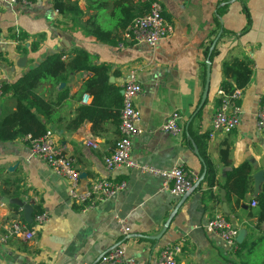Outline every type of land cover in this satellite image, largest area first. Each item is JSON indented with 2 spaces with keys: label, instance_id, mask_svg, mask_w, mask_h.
I'll return each mask as SVG.
<instances>
[{
  "label": "crops",
  "instance_id": "1",
  "mask_svg": "<svg viewBox=\"0 0 264 264\" xmlns=\"http://www.w3.org/2000/svg\"><path fill=\"white\" fill-rule=\"evenodd\" d=\"M116 1L78 0L84 11L79 26L93 20L111 31L117 43L106 44L85 35L79 26L70 31V18H62L53 9L52 0L14 5L0 0V38L4 41L0 48V85L14 84L49 54L74 48L87 51L92 65L108 67L109 84L119 90V100L113 93L105 94L93 120H85L76 130L69 126L78 109L92 108L95 102L94 94L85 92L94 77L92 72L72 73L66 83L56 87L42 82L36 94L53 103L61 92H68L48 120L42 119L53 132L58 148L75 160L81 189L99 179L127 182V189L113 199L85 209L70 201L67 180L33 156L28 143L0 141V264H97L121 243L126 244L128 256L137 264H153L161 249L182 239L185 245L177 264H264V220L259 223L257 201L263 182L256 186L254 180L255 174L264 172V137L257 129V112L264 98V0H156L173 32L154 48L132 42H125L123 47L118 44L123 35V15ZM20 35H24L23 40H19ZM37 40L40 47L32 51L31 45ZM20 58H26L23 67L17 65ZM236 59L250 62L251 80L239 101V127L207 140L206 153L216 167L217 181L210 188L191 132L197 137L210 134L218 109L217 93L224 81L223 66ZM208 63L211 74L207 101L196 113L206 85L201 81L203 65L207 78ZM131 73L143 88L135 103L142 115L143 133L133 142V157L163 170L182 166L199 177L160 240L153 237L162 233L181 198L162 192L163 180L159 177L126 168L108 171L104 163L120 137L123 87ZM15 110L12 94L0 98V118ZM174 112L182 117L183 132L177 136L161 130ZM87 141H94L97 148L88 146ZM224 149L229 151L228 165L222 159ZM246 163L253 169V191L238 205L233 194L228 201L223 186L234 169ZM224 203L230 223L243 236L237 251L205 230L214 216L226 215ZM36 210L48 216L38 227L34 223ZM116 216L126 219L131 229L126 241L119 234ZM15 222L29 229L34 225V240L13 236L2 242Z\"/></svg>",
  "mask_w": 264,
  "mask_h": 264
},
{
  "label": "built area",
  "instance_id": "2",
  "mask_svg": "<svg viewBox=\"0 0 264 264\" xmlns=\"http://www.w3.org/2000/svg\"><path fill=\"white\" fill-rule=\"evenodd\" d=\"M8 4L22 3L23 0H5ZM173 27L163 17V9L158 1L151 4L150 12L133 21L128 31L123 34V47L125 42H132L135 45H146L150 48L156 47L163 39L171 35ZM4 41L0 38V48ZM143 93L142 86L136 81L135 74L131 73L130 80L123 87V104L121 110V122L119 126V140L116 143L113 153L105 157L104 163L108 171L119 168L139 172L142 175H151L163 180L162 192H168L176 198H182L191 193L199 181V177L193 172L175 166L170 170H163L148 164L141 163L132 155L133 142L143 133L141 128V112L136 107V99ZM3 91L0 85V98ZM221 104L213 116L211 122L210 138L216 134H230L237 129L241 121L242 108L239 104L243 96V90H236L228 95L220 88L217 93ZM182 117L174 112L162 127V132L177 136L183 132L181 125ZM257 129L264 137V98L261 100L257 112ZM30 151L33 156L38 157L53 169L57 176L62 177L69 183V198L72 203L83 206L85 209L94 207L99 201L113 199L119 193L127 189V182H114L110 179H99L92 182L87 188L79 186L80 173L75 166V160L65 155L57 146L54 134L48 130L42 137L31 139L27 137ZM87 145L97 148L94 141H87ZM256 204L254 203V206ZM48 216L45 213L37 215L34 219L35 227L44 224ZM119 226V234L126 241L131 233L127 220L116 216ZM35 227L29 229L25 224L15 222L1 238L2 242L10 237H22L25 240L33 241L36 236ZM205 230L221 239L234 251L239 249L237 242L238 230L223 214H217L205 225ZM185 245L184 239L175 244L168 245L161 249L153 264H177L179 256ZM97 264H137L135 258L128 256L125 243L104 254Z\"/></svg>",
  "mask_w": 264,
  "mask_h": 264
},
{
  "label": "trees",
  "instance_id": "3",
  "mask_svg": "<svg viewBox=\"0 0 264 264\" xmlns=\"http://www.w3.org/2000/svg\"><path fill=\"white\" fill-rule=\"evenodd\" d=\"M156 0H117L115 6L122 13L121 26L123 34L128 31L133 21L139 17L147 15L151 10V4ZM26 4H34L37 0H23ZM53 9L58 12L62 18H70L67 23H72L70 31L78 30L79 19L84 16V11L80 8L78 0H52ZM65 22V21H64ZM66 23V22H65ZM87 36L94 38L106 44H116L117 39L112 36L111 31H106L96 24L93 20L88 24L79 26ZM2 31L0 30V37ZM16 36V35H15ZM19 40L24 39V35L19 36ZM17 38V37H15ZM43 36L40 37V40ZM40 40L32 43V51H36L40 47ZM123 42V35L118 41V44ZM70 56V58H69ZM76 72H92L94 77L85 86V92H91L95 96V102L92 108L80 107L77 117L70 124L71 130H76L83 124L85 120H93L92 116L96 111V107L100 104V99L105 94L113 93L116 101L119 100V90L109 84V70L106 66L92 65L91 55L80 48H74L70 51H62L55 54H49L46 58L38 62L32 68L27 70L18 81L14 84H2L1 88L3 95L12 94L16 102V110L11 114L0 118V141L14 142L17 140H25L27 137L38 139L47 131V126L42 117L47 118L49 113L54 109V106L61 105L67 98V90L61 92L58 99L53 103L47 102L42 97L36 94L37 88L42 82H50L53 86H58L61 83H66L70 74ZM224 81L221 88L226 94L232 95L236 90H243L249 85L252 75L251 65L248 60L236 59L223 66ZM202 85L206 81V68L203 65L201 75ZM123 100L121 99V102ZM221 100H216V105L219 107ZM122 110V109H121ZM121 122V116H120ZM120 126V125H119ZM210 134L199 135L197 137L191 132V137L195 141L203 158L206 170L207 181L209 187L216 185V167L206 153L207 140ZM28 143V142H26ZM227 149L222 150V159L225 165H228ZM253 169L248 163L234 169L230 175L224 188L227 190L228 201L231 195L236 196V202L244 200L247 194L253 191ZM260 206L259 223L264 220V181L262 183L261 192L257 197ZM42 211H35L34 217L42 214ZM230 221L229 216L225 215ZM34 225L30 228L32 229Z\"/></svg>",
  "mask_w": 264,
  "mask_h": 264
},
{
  "label": "water",
  "instance_id": "4",
  "mask_svg": "<svg viewBox=\"0 0 264 264\" xmlns=\"http://www.w3.org/2000/svg\"><path fill=\"white\" fill-rule=\"evenodd\" d=\"M62 35L65 36L67 39H70L71 40V37H69L67 35H64V33ZM216 43H217V41L214 43L212 49L215 48ZM25 62H26V58H20L17 65L19 67H23L24 66L23 64H25ZM210 74H211V65L208 63L207 64V78H206L205 90H204V94L202 96L201 103H200V105H199L196 113H198L204 107V105H205V103L207 101V96H208V92H209ZM255 167H257V165ZM202 178H201V180H202ZM254 180H255L256 186H259L264 181V172L263 171H260L257 174H255L254 175ZM187 197H188V195H185L184 197L181 198V201L179 202V204L177 205L175 211L173 212V214L169 218L168 222L166 223L165 227L163 228L162 233L160 235H158L157 237H153V239L160 240L162 238V236L167 231V229H168V227H169V225L171 223V220L173 219L174 215L178 212L179 208L184 203V201L187 199ZM223 209H224L225 214L228 215V210H227L226 203H224ZM242 238H243L242 234H238V236H237V242L240 243L241 240H242Z\"/></svg>",
  "mask_w": 264,
  "mask_h": 264
}]
</instances>
